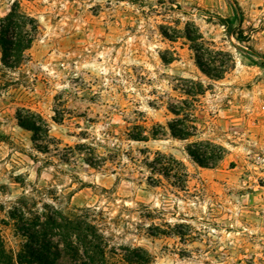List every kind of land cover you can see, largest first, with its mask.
<instances>
[{
    "label": "rangeland",
    "instance_id": "rangeland-1",
    "mask_svg": "<svg viewBox=\"0 0 264 264\" xmlns=\"http://www.w3.org/2000/svg\"><path fill=\"white\" fill-rule=\"evenodd\" d=\"M13 3L39 31L0 49L5 247L24 197L106 264H264V0H0V30Z\"/></svg>",
    "mask_w": 264,
    "mask_h": 264
},
{
    "label": "trees",
    "instance_id": "trees-1",
    "mask_svg": "<svg viewBox=\"0 0 264 264\" xmlns=\"http://www.w3.org/2000/svg\"><path fill=\"white\" fill-rule=\"evenodd\" d=\"M1 23V60L5 66L15 67L31 46L39 25L16 3L11 5ZM197 60L204 68L198 55ZM18 119L22 126L37 130L32 119L22 120L19 113ZM28 204L21 197L9 211L16 230L26 237V242L14 256L0 234V264H57L62 257L69 259L66 264H106L103 237L93 225L67 219L56 210L33 211Z\"/></svg>",
    "mask_w": 264,
    "mask_h": 264
}]
</instances>
